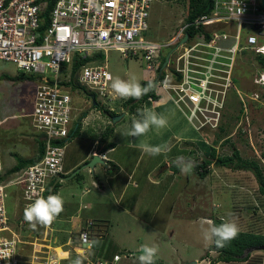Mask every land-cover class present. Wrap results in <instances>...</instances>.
<instances>
[{
    "label": "rangeland",
    "instance_id": "1",
    "mask_svg": "<svg viewBox=\"0 0 264 264\" xmlns=\"http://www.w3.org/2000/svg\"><path fill=\"white\" fill-rule=\"evenodd\" d=\"M188 9V0L153 1L149 18L150 26L145 33L146 38L162 42L169 39L187 20ZM259 40L264 41V37ZM88 60H93L89 64L106 61L113 79L120 77L128 80L134 76L141 83L144 80L150 81L153 75L155 76L153 69L150 71L145 69V63L141 57H134L130 53L124 56L115 50L99 51V55H92ZM72 68V75H74L77 68L74 64ZM259 68L255 55L250 51H243L237 58L233 74L235 87L240 93L234 90L228 92L227 110L223 118V122H226L224 131L192 129L171 103L168 93L161 91L159 100L170 102L156 106L158 101L151 103L144 101L140 103V106L164 115L168 119V126L159 131L161 135L152 128L144 136L131 137L127 135V132L134 119L131 117L133 115H130L128 108L123 106L125 99L118 98L111 86L109 92H112V95L109 99L103 98L100 105L104 108H113L119 113L126 112L120 120L116 119L117 121L108 119L98 106L93 108L89 97L76 93V104L80 102L79 106L76 105V110L78 107L82 110L76 114V120L81 118V128L79 134L65 144L64 170L73 165H80L81 159L91 148L98 151V145H95L96 140L110 138L116 143V148L109 151L107 156L125 167L135 165L133 171L136 172L132 174L133 178L127 188L123 186L126 178L119 176V179H113L109 176L116 169L111 170L107 176L103 172L104 166L99 164L96 165L93 173L86 168L76 173L71 179L61 181L56 189V195L63 199L64 211L51 228L47 229L37 225L35 230L29 226L21 217L24 205L20 196L15 197V193L18 192L17 187H9L6 207L12 226L19 231L23 240L34 241L38 238V243L43 242L54 246L60 242L61 245L69 243L70 240L75 242L73 238L81 222L72 221L71 215H77L78 219L81 218L83 221L86 218L94 219L96 222L108 221V236L102 240L99 239L101 243L93 248V254L98 253L101 247H106L109 254L117 252L123 255L127 252H136L145 245L157 246L158 253L155 259L165 264H209L217 253L210 251L208 257L200 260L212 243H205L201 224L215 217L222 218L226 222L234 221L240 230L264 232V197L259 194V182L251 170L225 168L211 163L210 172L204 178H200L194 170L189 174H181L178 168L179 173L175 174L174 179L171 176L173 172L168 170L162 184H153L149 191L132 187L136 181L140 183L142 180L146 183L147 176L156 178L155 175L158 172L159 174L166 172L165 164L150 171L149 168L156 160L167 158L169 164H174L177 157L185 158L190 150L193 151L192 160L200 161L202 158H208V144L215 146L218 155H227L231 154L233 149L232 142L243 158L254 159L259 167L264 169V90L253 83ZM70 69L69 65H63L62 73L67 74ZM19 72L20 70L13 62L0 60V119L8 117L0 127L2 151L5 150L2 152L3 167L6 173H9L8 169L16 162L12 153L20 154L19 156L23 158L31 156L37 150L35 131L29 117L24 116L32 106L33 84L27 79L10 78ZM252 91L258 92L262 104L252 101L250 110L245 115H240ZM239 116H241L240 120H238ZM107 121L115 128V133L111 137L105 129ZM180 135L186 137L188 142L182 139L177 141V138H174ZM130 139L149 146L166 145L170 150L166 154L161 152L159 155H150L144 151L142 153L140 149L131 148ZM227 139L229 142L225 143ZM139 154H142L141 160H137ZM172 156L174 157L170 158ZM152 160L153 163L150 164ZM77 174L81 177L77 178ZM55 178L53 177L52 180ZM97 182L101 184L97 185ZM86 189L88 191L85 193ZM21 221L23 223L20 224ZM140 244L142 246L139 248ZM39 247L40 245H36V248ZM29 248L26 246L23 251L24 264H28L25 255ZM55 252L59 253L61 259L58 258V264H71L70 260L74 259V253L70 252L67 257L68 252L62 249L57 248ZM133 256L135 257H126L123 261L125 263L137 261L135 260L137 255ZM250 258L261 261L260 263L263 264L264 251L254 249L251 251ZM136 264H140V261Z\"/></svg>",
    "mask_w": 264,
    "mask_h": 264
},
{
    "label": "built area",
    "instance_id": "2",
    "mask_svg": "<svg viewBox=\"0 0 264 264\" xmlns=\"http://www.w3.org/2000/svg\"><path fill=\"white\" fill-rule=\"evenodd\" d=\"M153 1L55 0L49 8L50 0H0V60L13 62L33 84L32 106L24 116L44 144L37 162L6 173L0 142V264H24L26 246L28 264L58 263L51 253L55 247L38 243V238L22 239L10 222L6 200L12 186L24 207L45 198L50 180L62 171L65 144L77 125L76 114L82 111L76 110L80 103L76 104V93L91 101L112 95L107 63L89 64L92 55L115 50L141 57L145 69L155 72L151 79L169 92L196 131L219 129L228 92L240 93L233 73L241 53L264 55V41L259 40L264 37V0H211L209 12L187 19L164 42L145 36ZM185 34L186 40L180 42ZM174 46L162 67L161 57ZM75 63L79 65L72 75ZM63 65L71 67L67 74L62 73ZM254 82L264 86V70ZM256 100L257 93L251 94L244 113ZM4 121L0 120V127ZM94 224L88 219L79 230L81 247L75 249L74 259L79 256L84 264H129L123 261L125 254L92 256L85 239H93Z\"/></svg>",
    "mask_w": 264,
    "mask_h": 264
},
{
    "label": "clouds",
    "instance_id": "3",
    "mask_svg": "<svg viewBox=\"0 0 264 264\" xmlns=\"http://www.w3.org/2000/svg\"><path fill=\"white\" fill-rule=\"evenodd\" d=\"M149 26H150V22H149ZM160 42H162V41H160ZM174 47H172L170 49H167L165 56L171 50L173 51ZM164 59H165V57H164ZM164 59H163V62H164ZM107 68H108V66H107ZM260 72H261V70L258 69L255 77H257ZM111 75H112V73H111ZM254 78H253V83H255L254 82ZM109 79L111 80V89H112L113 93L118 98H122V99H125V100L126 99H130V98L131 99H135V100H140V99H142L143 96H145L146 94H148L150 91L153 90V86L154 85H157V84L152 85L151 81H153V79H151L150 81H148L150 83L149 84L147 83L148 84L147 86H142L137 81V79L134 76L131 77L128 80H124V79H121L120 77H116V78L113 79V75H112V78L109 77ZM256 85L258 87L260 86L261 89L264 90V86L263 85H260V84H256ZM156 91H157V93H159V95H161V91H166V90L163 89V88H160V91L159 90H156ZM167 93L169 95V92H167ZM253 93H255V94L257 93L258 100H256V101L259 102V104H262L261 100H259V94H258L257 91H252L249 94V96L251 94H253ZM95 99L100 104H102V102L104 100V99H98L96 97H93L92 104H95L94 103V102H96ZM157 100L153 99V101H157ZM149 102L151 103L152 101H149ZM108 109L109 110H113V111L116 112L115 115H110V116H106L105 115L108 119H110L112 117L119 116L121 114V113H119L118 111H116L113 108H108ZM122 113H124V115L126 114V112H122ZM131 114L133 115L131 117H133L134 119L130 123V126H129L130 130L127 132V135L131 136V137H137L138 138V137L144 136L149 131H151L152 128H155L156 131L159 132L160 130H162V129H164V128H166L168 126V119L164 115L157 114L156 112L150 111L147 108L138 109L139 118L138 117L135 118L134 117V113H130V115ZM131 117H130V119H131ZM7 119H8V117H6L5 121ZM80 119L81 118H79L78 122L80 121ZM120 119H118V120H120ZM239 122H238V124H239ZM106 126L108 128H113V131L110 134H108L111 137L114 134V127L112 125L110 126V124H108V123H107ZM107 127L105 128L106 132L108 130ZM80 128H81V123H80ZM72 138H73V136H72ZM0 142H1V145H2V135H1V133H0ZM107 142H114V141L110 140V138L109 139H104V140L101 139L99 141L96 140L95 145H98V151L94 150V153L90 154L88 158H85V160L83 159L81 163L83 164V163L89 161L92 158L93 155L97 154L104 161L103 162L104 165L107 166V171L115 170L114 167H115L116 164L114 163L112 158H110L109 156H107L108 157L107 158L105 153L108 152V150L114 149L116 147V143L114 142L115 146L113 148H106L103 151L99 148V147H101V145H104V148H105ZM204 143H206V142H204ZM206 144H208V143H206ZM208 145H211V144H208ZM141 147H142L144 152H147L150 155H159V154H161V152H167V151L170 150L166 145H163V146H149L147 144H143V145H141ZM91 149H93V148H91ZM31 156H33V154ZM25 158H28V157H25ZM81 163H80V165H81ZM103 163H96L92 170H90L89 168H87V169L90 172H93L94 168L96 167V165H98V164L101 165ZM111 163H113V166L111 165ZM175 163H176V166L179 168L181 174H189V173H191L192 170H194V167H195V161L194 160H192L191 158L186 159V158H184L182 156L181 157H177ZM80 165H75L73 168H69V169H65V170H64V166H63L62 167V171L58 174V176H56V178L59 177V176H67V175H69L71 171H74ZM12 166L8 169L9 173H11L10 169L12 168ZM109 168H111V169H109ZM56 178L54 179V181L56 180ZM52 179L50 180L49 185H48V189L46 191V194L48 195L46 199L45 198H38L33 203L27 205L26 207L23 206V208H24L23 218L29 224V226L32 229L35 228V230H36V226L37 225H40V226H42V227H44L46 229L47 228H51L53 223L57 220V218L60 216V214L64 211V201H63V199L59 195H51L53 193V191H54L55 185L58 182L59 183L61 182L60 180L54 184L53 191L49 195V189L51 187L50 183H51ZM46 194H45V196H46ZM56 194H57V192H56ZM83 208H85V206H83ZM217 218H219V217H217ZM209 219H211V218H209ZM87 220H88V218H86L83 221V223H81L79 225L80 227H78L76 235L73 238L75 240V242L70 240L69 243H64V245L62 246L63 249L66 246H68L70 251H71V253L73 254V253H75V249H77L78 247H81L79 245V243H78V240H77V234H78L79 230L84 227V225H85ZM91 220L95 221L94 219H91ZM96 223L98 225L99 222H96ZM101 223L104 224L105 222H101ZM205 225H207V227H205ZM94 229H93V239L91 241H87L85 239V243L87 244L89 250L92 249V252L94 250L93 248L99 246L100 243H101V241L98 238H96V237H101L102 236V232L104 233V229L102 228V226H101V231L102 232H99L98 234H96V232H94ZM31 231H33V230H31ZM201 231L203 233V238H204V241H205L206 244L209 243V242H213L214 241L215 246L217 248H224L228 243H230L232 240H234L238 236V233H239L240 229H239L238 225L234 221L224 222V223H221L219 226H216V225L213 224L212 219H211V220H207V221H203L202 222ZM35 234H37L36 231H35ZM42 241H46V240H42ZM52 247L56 248V247H58V244H55ZM55 248H54L53 252L51 251V253L56 254ZM102 252L106 253V248L105 247L101 248V250L98 253L100 254ZM142 252H143L142 255L137 254L136 252H127V254H125V255H128V257H135L133 255H137L136 256L137 259H135V260L140 261V264H154L155 257L157 256V253H158V247L157 246L149 247V246L145 245L142 248ZM113 254H119V253L113 252ZM113 254L110 253L109 255L112 256ZM94 255L95 254L92 253V256H94ZM67 257H69V255ZM67 257H64V258H67ZM64 258H62V259H64ZM73 258H74V254H73ZM137 261H134L133 263H129V264H136ZM71 264H84V262L78 256L76 259L72 260Z\"/></svg>",
    "mask_w": 264,
    "mask_h": 264
},
{
    "label": "trees",
    "instance_id": "4",
    "mask_svg": "<svg viewBox=\"0 0 264 264\" xmlns=\"http://www.w3.org/2000/svg\"><path fill=\"white\" fill-rule=\"evenodd\" d=\"M54 1L55 0H50L49 8L51 7ZM211 2H212L211 0H188L189 9H188L187 19L192 20L197 15L209 12L211 9V5H212ZM189 33H191V31H189ZM255 59L259 64V67H260L259 70H264V55H255ZM162 61H163V57H161V60L159 62L160 65L162 64ZM78 65L79 64L75 63L76 68L78 67ZM13 77L15 80H26L29 78L26 76V74L22 72L17 73V75L15 74V76H12L10 78H13ZM147 83L148 81L144 80V81H141L140 84L142 86H146ZM157 88L158 86L154 85L153 90L150 91L145 96H143L142 99L140 100H135L131 98L123 100V106L125 108H128L127 110H129L130 113H134L135 118L137 117L139 118L138 109H143V106H140V103L144 101L149 102L150 101L148 100L149 97H152L153 99H156V100L160 98L159 93H157L156 91ZM95 101L96 102H94L95 104H93V107L98 106L104 115L106 116L115 115L116 113L115 111L109 110L107 107L104 108L103 106L100 105V103L96 99ZM241 114H244V115L246 114L244 113L243 108H242V113H240V115ZM224 115H225V112L222 115V122H221V125L219 126L220 131L225 130L226 122H223ZM240 117L241 116L238 117L239 118L238 120H240ZM79 130H80V121L77 122V125L75 129L73 130L72 136L73 137L77 136L79 134ZM112 131H113V128H108L107 134H110ZM213 141L217 142L216 140H213ZM227 142H229V139L225 140V143ZM231 145L233 146V149L231 151V154H227V155H218L216 153L215 147L212 145H209V150L207 153L208 158L207 157L202 158L200 161L194 160L195 161L194 171L199 175L200 178H204L210 172L209 166L211 163L217 166H223L225 168L251 170L259 182V188H258L259 194L264 197V169L260 168L258 163L254 159L243 158L240 154L239 149L236 146H234V143L231 142ZM114 146H115L114 142H107L105 149L113 148ZM43 151H44L43 142L41 140H37V150H36V153L33 154V156H30L28 158H25V157L22 158L18 154L12 153V155L16 159V163L12 166L10 171L11 172L16 171L23 166H27L29 164H33L37 162L42 156ZM192 153L193 151L190 150V152L185 158L192 159ZM111 165L113 166V163H111ZM171 170L173 172H176L178 170V167L176 166L175 163L171 166ZM76 177L79 178L81 177V175L77 174ZM53 182L54 180L51 181L50 186ZM59 186H60V183L58 182L55 185L54 191L51 195H56V189ZM47 196L48 195L46 194L45 199L47 198ZM21 217L23 218V215H21ZM94 222H95L94 227L96 226L94 229V232H96V234H98L99 232H102L101 226L104 229V233L102 232V236L96 237V238L102 240L105 237H107L109 224H106V223L103 224L99 222L97 225L96 220ZM212 222L214 225L219 226L221 223H224L226 221L222 218L215 217L212 219ZM261 245H264V232L263 231L259 232L257 230H250V229L240 230L238 233V236L234 240H232L230 243H228L224 248H217L213 241L210 244L207 253L204 254V256L200 258V260H203L204 258L208 257L209 251H216L217 256L211 259L209 261V264H217V263L218 264H262L260 263L261 261H256L250 258L251 251L254 249H257ZM106 253L109 255L107 248H106ZM70 261L72 262V260ZM154 264H165V263L160 260L155 259Z\"/></svg>",
    "mask_w": 264,
    "mask_h": 264
},
{
    "label": "crops",
    "instance_id": "5",
    "mask_svg": "<svg viewBox=\"0 0 264 264\" xmlns=\"http://www.w3.org/2000/svg\"><path fill=\"white\" fill-rule=\"evenodd\" d=\"M166 99H168V98H166ZM170 100V99H169ZM169 100H165V101H163V100H157L158 102L155 104L156 106H158V105H160V104H162V105H165L167 102H170ZM171 103L173 104V102H172V100H171ZM174 105V104H173ZM175 106V105H174ZM176 108V107H175ZM177 109V108H176ZM178 110V109H177ZM179 111V110H178ZM180 112V111H179ZM181 113V112H180ZM181 115H182V113H181ZM183 116V115H182ZM1 119H6V117H2ZM0 119V120H1ZM5 122V121H4ZM107 123H108V121H107ZM114 133H115V128H114ZM160 133V132H159ZM160 135H161V133H160ZM177 135H179V134H177ZM174 138H177V141H181V139L182 140H185V141H187L188 142V139H186V137H183V136H178V137H174ZM163 141H164V143H165V139H163ZM129 142H130V144H131V148H137V149H140V152H142L143 151V149H142V147H141V145H143L141 142H137V141H135V140H133V139H130L129 140ZM189 142H191V141H189ZM102 151L103 150H105V148H104V145H101V147H99ZM116 148V147H115ZM114 148V149H115ZM113 149V150H114ZM94 150H96V149H91V150H89L88 151V153H87V155L86 156H84L82 159H81V161L84 159L85 160V158H88L89 157V155L90 154H93L94 153ZM3 151H5V150H3ZM109 151H112V150H108V152H106L105 153V155H106V157H107V155H108V153H109ZM139 152V153H140ZM143 153V152H142ZM162 154H166V152L165 153H162ZM141 156H142V154H139L138 155V157H137V160H141ZM174 156H172V157H170V158H173ZM108 158V157H107ZM112 160V159H111ZM114 161V160H113ZM114 163L116 164L115 165V169H116V171L113 173V174H110L109 175V172L110 171H107V166H105L104 165V163L103 164H99L100 166H104L105 167V169H104V167H103V172H104V174H107V176L109 175L110 177H112L113 179H116V178H118L119 179V176H123L124 178H126V181H125V183H124V185L123 186H125L124 188H127V186H128V184H129V182H130V180H131V178H133L132 176V174H134L135 172L133 171L134 170V166L135 165H132L131 167H125V166H123L122 165V163H120V162H116V161H114ZM151 163H153V160L150 162V164ZM165 164V170H166V172L164 173V174H159L160 172H158V174H156L155 176H156V178H148V176L145 178V180H146V183L145 182H142V180H141V182L139 183V181H136V182H134L133 183V185H132V187L133 188H142V189H145V190H150V188L153 186V184L154 185H157V184H162V182L164 181V178H165V176L167 175V172H169L168 170H171V166L173 165V164H169L168 163V160H167V158H165L164 160H162V159H160V160H156V161H154V164H153V166L152 167H150L149 169H150V171H152L153 169H157L159 166H162V165H164ZM139 165V164H138ZM75 165H73L71 168H73ZM148 169V170H149ZM106 170V171H105ZM149 171V172H150ZM162 171V170H161ZM172 171V170H171ZM94 172V171H93ZM92 172V173H93ZM173 172V171H172ZM177 173H179V171H176V172H173L172 174L173 175H171L172 176V178L174 179V176H175V174H177ZM94 175V174H93ZM108 182V181H107ZM106 182V183H107ZM173 183V182H172ZM98 184H101V182H97V185ZM168 187V186H167ZM162 188V187H161ZM168 189V188H167ZM86 191H88L87 189L84 191L85 193H86ZM166 192H167V190H166ZM84 193V194H85ZM139 193H140V191H139ZM165 192H163V194H164ZM120 198V197H119ZM136 200V199H135ZM121 202V201H120ZM70 219L72 220V221H80L81 223H82V221H83V219H81V218H79L78 219V217H77V215H71V217H70ZM203 219H204V217H203ZM205 220V219H204ZM105 223L106 224H109L108 223V221L106 222L105 221ZM79 226V225H78ZM61 243V242H60ZM60 243H58V247H59V250H64V252H68L67 253V256L70 254V249H69V247L68 246H66L64 249H63V245H64V243H63V245H61ZM140 246H142L141 244L139 245V248H140ZM62 247V248H61Z\"/></svg>",
    "mask_w": 264,
    "mask_h": 264
},
{
    "label": "water",
    "instance_id": "6",
    "mask_svg": "<svg viewBox=\"0 0 264 264\" xmlns=\"http://www.w3.org/2000/svg\"><path fill=\"white\" fill-rule=\"evenodd\" d=\"M263 5H264V1H263ZM186 38H187V34H185V36L181 39L180 42L185 41ZM175 48H176V46L173 48V50H174ZM171 51H172V50H171ZM171 51H170V52H171ZM170 52H168V54L165 56V59H164V62H163L162 67L166 64ZM149 83H150V82H148V84H149ZM151 83H152V85H154V84H155V80L151 81ZM148 84H147V85H148ZM147 85H146V86H147ZM123 115H124V113H121L119 116L112 117V120L120 119V118H122ZM103 162H104V161L100 158V156L97 155V154H95V155L92 156V158H91L89 161H87V162L81 164L80 166H78V167H77L74 171H72L69 175H67V176H59V177H57L56 180L54 181V183L51 185V187H50V189H49V195H50V194L52 193V191H53L54 184H55L56 182H58L59 180H60V181H65V180L71 179L76 173L80 172L82 169L89 168L90 170H92L93 167H94V165H95L96 163H103ZM142 248H143V247H142ZM142 248H140L139 250H137L136 253L142 255V254H143V252H142ZM257 249H260V250H263V251H264V245L259 246Z\"/></svg>",
    "mask_w": 264,
    "mask_h": 264
},
{
    "label": "bare ground",
    "instance_id": "7",
    "mask_svg": "<svg viewBox=\"0 0 264 264\" xmlns=\"http://www.w3.org/2000/svg\"><path fill=\"white\" fill-rule=\"evenodd\" d=\"M57 248H59V247H57ZM57 248H55V249H57ZM56 255H57V257L59 258V253L58 252H56ZM60 259V258H59Z\"/></svg>",
    "mask_w": 264,
    "mask_h": 264
}]
</instances>
